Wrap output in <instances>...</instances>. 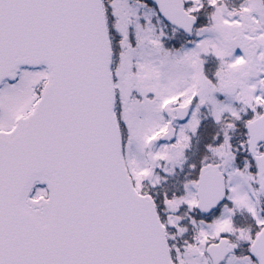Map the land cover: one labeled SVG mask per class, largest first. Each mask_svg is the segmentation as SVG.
I'll return each mask as SVG.
<instances>
[{
  "label": "snow or ice",
  "instance_id": "snow-or-ice-1",
  "mask_svg": "<svg viewBox=\"0 0 264 264\" xmlns=\"http://www.w3.org/2000/svg\"><path fill=\"white\" fill-rule=\"evenodd\" d=\"M0 264H264V0H0Z\"/></svg>",
  "mask_w": 264,
  "mask_h": 264
}]
</instances>
